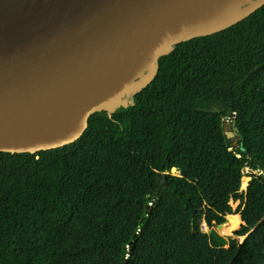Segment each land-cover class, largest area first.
Segmentation results:
<instances>
[{"label": "trees", "instance_id": "1", "mask_svg": "<svg viewBox=\"0 0 264 264\" xmlns=\"http://www.w3.org/2000/svg\"><path fill=\"white\" fill-rule=\"evenodd\" d=\"M131 103L71 145L0 152V264H264V6L176 45ZM227 217L242 242L213 230Z\"/></svg>", "mask_w": 264, "mask_h": 264}, {"label": "water", "instance_id": "2", "mask_svg": "<svg viewBox=\"0 0 264 264\" xmlns=\"http://www.w3.org/2000/svg\"><path fill=\"white\" fill-rule=\"evenodd\" d=\"M263 6L264 0H0V152L35 154L75 143L92 115L131 106L176 45L225 31ZM231 125L228 139L239 136Z\"/></svg>", "mask_w": 264, "mask_h": 264}, {"label": "rangeland", "instance_id": "3", "mask_svg": "<svg viewBox=\"0 0 264 264\" xmlns=\"http://www.w3.org/2000/svg\"><path fill=\"white\" fill-rule=\"evenodd\" d=\"M231 124H232V123H231V120H230V119H225V120H224V129H225V131L228 132V133H231V132H232V130H231L232 125H231ZM235 138H236V137L231 138V139L234 141ZM245 173H246V171H245ZM171 174H174V175H175V174H176L175 170H172V171H171ZM243 178H245V179L247 180V183H246V185H245L244 188H243V186H242V180H241V190L244 191V190L246 189L248 183H249V178L246 177V176L243 177ZM243 178H242V179H243ZM233 207H235V206H233ZM238 217H239V216H238ZM229 220H230V217H227L226 222L223 223V224H225V226H226L227 223L229 222ZM240 226H241V221H240V219H239V222L236 224V226H235L234 228H232V229L229 231V233H224L223 230H222L221 232H217V231H216V226L213 227V230L216 231L220 236H222V237H224V238H226V239H229V238H230V239H238L239 242H242V241L245 239V237H237V236L234 234V232H236V231H238V230L240 229ZM200 229H201V231L204 232V233H207V232L209 231V229L207 228V226L205 225V223H202V224H201Z\"/></svg>", "mask_w": 264, "mask_h": 264}, {"label": "bare ground", "instance_id": "4", "mask_svg": "<svg viewBox=\"0 0 264 264\" xmlns=\"http://www.w3.org/2000/svg\"><path fill=\"white\" fill-rule=\"evenodd\" d=\"M237 13H238V9H234V10H232L230 17H233V16L236 15ZM225 227H226V226H224L223 229H222L223 232H224Z\"/></svg>", "mask_w": 264, "mask_h": 264}]
</instances>
